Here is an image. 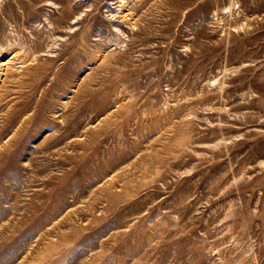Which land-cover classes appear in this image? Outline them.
Listing matches in <instances>:
<instances>
[{
  "label": "rangeland",
  "instance_id": "rangeland-1",
  "mask_svg": "<svg viewBox=\"0 0 264 264\" xmlns=\"http://www.w3.org/2000/svg\"><path fill=\"white\" fill-rule=\"evenodd\" d=\"M0 264H264V0H0Z\"/></svg>",
  "mask_w": 264,
  "mask_h": 264
}]
</instances>
